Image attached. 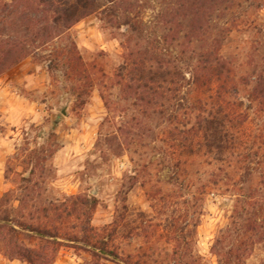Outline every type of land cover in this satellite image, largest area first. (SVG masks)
Here are the masks:
<instances>
[{
	"label": "rangeland",
	"instance_id": "374dc122",
	"mask_svg": "<svg viewBox=\"0 0 264 264\" xmlns=\"http://www.w3.org/2000/svg\"><path fill=\"white\" fill-rule=\"evenodd\" d=\"M87 5V16L69 29L60 24L59 37L0 74V264H28L9 252L8 227L21 233L16 224L44 222L80 240L54 239L65 244L53 253L48 248L50 264H264V148L232 187L229 159L201 152L176 163L162 134L190 122L186 82L199 56L228 63L239 82L237 99L249 105L250 90L264 77V0ZM5 27V37L37 30L25 20H8ZM151 43L179 59L185 83L149 100L134 83L127 90L115 73L127 53L149 52ZM55 50L81 60L75 72L48 68ZM255 108L248 116L253 125L264 121ZM66 197L97 202L92 210L78 204L67 216ZM84 227L107 241L104 251L84 241ZM18 240L29 248L40 243L24 233Z\"/></svg>",
	"mask_w": 264,
	"mask_h": 264
},
{
	"label": "trees",
	"instance_id": "16d2710c",
	"mask_svg": "<svg viewBox=\"0 0 264 264\" xmlns=\"http://www.w3.org/2000/svg\"><path fill=\"white\" fill-rule=\"evenodd\" d=\"M9 1L0 5V38L4 36L3 29L8 20L14 22L25 20L30 25L37 26V30L29 37L4 36L0 39V74L20 60L32 56L33 49L37 46L47 45L59 37L63 29H69L73 22L89 14L87 5L89 0ZM109 2L113 3L114 0ZM75 12L78 14L75 15ZM60 24L63 29L59 27ZM124 24L129 29L135 30L129 20ZM156 45L158 44L151 43L150 51L138 56L127 53L115 73L117 78L125 80L124 87L127 90H131V83H134L135 92H142V95L149 97V100L162 91L176 93L181 88L180 82L185 83L180 74L179 59L157 51ZM72 50H74L73 46L70 53L73 52ZM47 62L48 68L65 66L67 71L71 72H75L76 64H81L78 57L65 54L63 50H55ZM186 84L189 101L187 99L184 110L185 116L190 117V122L188 126H182V129L176 126L162 132L163 137L169 142L168 150L171 156L176 158V163L180 162L183 155L196 156L201 152L203 157L213 158L218 162L229 159L233 165L235 178L231 186L235 187L236 181L248 175L247 164L264 148V121L257 125L248 122L252 104L256 107L253 110L255 115L264 114V77L263 79L260 77L255 82L247 96L249 105L244 108L242 101L237 99L239 82L235 79L229 64L218 56H199L192 69L191 78ZM140 99L142 101L141 97ZM175 166L177 168V165ZM96 202L91 197L89 199L66 197L62 203L64 206L66 203L70 204L71 211H67L66 214L68 216L69 212L76 211V205L89 206L92 210ZM62 210L64 213L65 208ZM1 221L7 222L8 218L4 216ZM16 226L21 233L8 227L4 231V237L11 247L9 252L28 264H50L52 257L46 253L49 251L48 248H50L49 252L53 253L56 246L65 244L54 239L69 243L80 241L76 235L68 233L65 227H57L50 223L44 222L38 226L16 224ZM2 228L0 226V230ZM23 233L30 239H37L39 245L35 248L22 245L18 236ZM81 234L85 242L95 241L92 245L93 250H105L106 240L98 238L97 235L87 234L86 227L81 230ZM182 239L180 231L174 237L178 243L173 249L175 255L178 253ZM93 255L97 256L95 252Z\"/></svg>",
	"mask_w": 264,
	"mask_h": 264
}]
</instances>
